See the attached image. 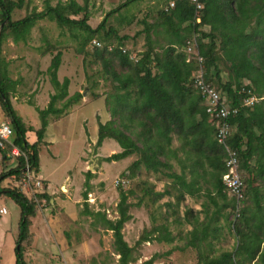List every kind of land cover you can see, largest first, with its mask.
<instances>
[{"label": "trees", "instance_id": "obj_1", "mask_svg": "<svg viewBox=\"0 0 264 264\" xmlns=\"http://www.w3.org/2000/svg\"><path fill=\"white\" fill-rule=\"evenodd\" d=\"M45 1L46 10L13 20V11L22 8L24 0H0L1 63H5L1 61V43L9 28L15 34L16 41L26 40L36 22L48 17L61 27L86 32V36L74 34L77 38L81 35L83 37L78 49L83 54L88 42L93 41L106 28L109 16L133 0L110 11L95 28L88 24L90 14L86 5L70 0L53 6L50 0ZM172 1L175 5L168 8ZM203 1L201 21L195 18L196 8L190 0L167 1L160 11V24L163 31L169 34V39L161 53H153L155 43L152 35L156 34V26L153 25L145 28L149 50L143 52L137 61L121 46L113 47L111 51L101 49L102 46H93L95 54L102 59L107 79L111 78L115 82L114 95L109 96L111 101L108 102L112 118L103 122L98 116V140L95 147L102 146L109 139L119 143L122 150L105 157L107 161L138 155L129 165V173L123 179L127 180L145 167L146 170L163 172L173 178L174 186L182 193L181 197L178 195V201L185 194L198 199L206 198L202 202L204 218L201 219L199 214L188 217L192 219L190 222L193 228L186 246L198 249L209 239L219 240L223 229L218 224L222 218L226 223L229 221L230 227L232 224V230L238 238L235 251H225L219 256H211L203 251L200 253L202 264H264V0ZM80 14L83 17L76 18ZM112 32L115 30L110 27L105 36L109 37ZM193 38L197 39L199 54L203 57L200 65L197 59L187 61V54L180 53L178 49L185 48ZM62 63L63 52L59 50L47 69L55 92L51 94L48 106L39 111L41 126L38 129L27 125L16 113L9 92L3 81H0V102L5 117L11 120L14 128L12 141L27 153L35 174L40 171V148L47 144L45 136L53 120L51 116L59 120L73 106L79 105L84 97L80 90L70 95L71 79L59 78ZM201 67L205 81L224 95V100L233 111L227 118L233 131L225 143L218 139V118L208 111L206 100L195 84L194 76ZM5 71V64H0V73ZM93 94L95 98L99 96ZM251 97L256 99L246 103ZM30 131L36 133L35 142L28 139ZM174 135L182 142L181 150L189 156L190 161L189 164L183 162L181 174L174 171L169 161L177 157V149L172 148ZM227 145L236 152L238 170L247 174L243 177V195L239 198L229 192L223 181L229 170L227 161L230 151ZM4 159H1V165L7 164ZM16 160L15 166L0 173V196L12 197L21 208L14 264H28L24 257V243L33 234L32 218L37 213V204L20 187L7 188L2 185L5 179L13 177L16 183H21L26 159L20 156ZM187 168L191 169L190 180L186 178ZM93 174L91 170L87 172L88 186ZM202 182L209 187H204ZM88 189L83 193L85 199ZM133 193L131 189H121L117 219H110L105 213H97L104 226L114 232V245L120 254L121 264H136L133 263L134 249L123 233L125 224L132 219L128 199ZM170 193L172 190L166 189L158 192L157 197ZM38 196L51 203L47 191ZM229 209L236 215L235 220L230 221L227 214ZM155 232H159L154 237L158 241L171 243L175 239L167 228L155 227L145 231L139 242L148 240L149 234ZM142 264H153V259Z\"/></svg>", "mask_w": 264, "mask_h": 264}, {"label": "rangeland", "instance_id": "obj_2", "mask_svg": "<svg viewBox=\"0 0 264 264\" xmlns=\"http://www.w3.org/2000/svg\"><path fill=\"white\" fill-rule=\"evenodd\" d=\"M69 1L50 0V3L56 6ZM75 1L88 7V24L95 28L110 11L128 0ZM167 1H130L128 6L109 16L106 28L94 38L102 42L101 49L111 51L113 47L121 46L137 61L143 52L149 50L145 28L153 25L156 26V34L152 35L155 43L153 53H161L167 47L169 39V34L163 31L160 24V11ZM46 8L45 0H24L23 7L13 11L12 19H21ZM79 17H83V14L76 16ZM110 27L115 32L106 37L105 33ZM75 33L87 35L82 30L72 31L68 27H61L56 21L46 17L36 22L26 40L16 41L15 34L9 28L1 43V61L5 63L0 64H5L6 71L0 73V81H3L9 92L12 107L27 125L37 129L41 126L39 111L48 106L50 93L55 92L47 69L59 50L63 52L64 64L60 71L61 79L69 77L71 91L80 90L86 96V100L79 102L82 109L71 112L67 118L63 115L61 119L54 120L55 117L51 116L53 121L46 134L49 143L40 148L39 177L45 179L44 183H48V193L53 196L58 194L61 202L63 198L68 199L70 189L73 195L77 193L76 207L67 210L60 205L53 206L46 198L34 194L33 189L28 191L22 182L16 183L14 177L2 182L7 188L20 187L37 204V213L32 220L33 234L24 243V257L28 264H121L120 254L114 245V232L104 226L101 216L97 214L105 213L113 220L119 217L121 189L134 191L128 199L132 219L123 229L126 241L134 249L133 263L142 264L153 259V264H202L200 253L203 251L211 256H219L225 251L234 252L238 238L232 230V224L230 227L229 221L226 223L223 218L218 224L223 229L219 240L209 239L198 249L186 246L193 228L190 222L192 219L188 217L199 214L201 219L204 218L202 202L206 198L198 199L185 194L178 201V195L181 197L182 193L174 186L173 178L163 172H153L142 167L127 179L124 186L117 187L116 181L129 173L128 167L138 155L107 161L105 157L122 150L119 143L109 139L102 146L95 147L98 140V116L104 122L112 118L108 102L111 101L109 96L114 95L115 82L111 78L107 79L102 59L95 54L92 40L85 46L83 54L79 53L83 37L81 35L77 38ZM186 48L178 47L180 53H187ZM93 93L99 96L95 98ZM5 118L0 102V119ZM181 146L182 142L174 135L172 148L177 149V157L169 161L177 174L182 173L184 161L190 163L189 156L181 150ZM1 161L0 158V173L17 164V160L13 158L4 159L7 162L4 165H1ZM89 170L94 176L88 186L86 179ZM190 170L187 168L185 172L188 180L191 177ZM240 173L242 178L247 175L245 172ZM62 183H65L63 190ZM202 185L209 187L204 182ZM87 189L88 193L93 194L92 201L84 198L83 193ZM166 189H171L172 193L157 197L158 192ZM203 190L205 192V188ZM87 198L90 199L89 194ZM3 207L8 212H0V264H8L13 256L16 257L21 208L7 195L0 196V209ZM227 214L230 221L236 219L230 209ZM155 227L167 228L174 236V241H158L154 237L159 232H155L149 234L148 240L140 243L144 232Z\"/></svg>", "mask_w": 264, "mask_h": 264}, {"label": "built area", "instance_id": "obj_3", "mask_svg": "<svg viewBox=\"0 0 264 264\" xmlns=\"http://www.w3.org/2000/svg\"><path fill=\"white\" fill-rule=\"evenodd\" d=\"M193 5H195V18L201 21V11L204 8L203 0H190ZM175 2L170 3V7H173ZM167 8V9H168ZM93 46H101V42L94 39L92 41ZM187 51V61L197 59L199 65L203 62V57L199 54L197 39L193 38L188 41L186 46ZM195 84L200 88L202 96L206 100L208 111L214 114L218 118V128L219 134L218 139L220 142L225 143L228 136L232 133L233 127L227 122V118L233 112L230 106L227 105L224 100L222 93L211 86L210 83L206 82L204 79V71L201 67L194 76ZM256 97H251L246 100V103H251ZM14 134V128L10 119H0V158H13L24 156L26 159V165L24 168L23 178L21 180L22 184L28 188V191L34 192V194H42L45 192L44 180L35 174V168L30 164L27 153L15 145L12 141V136ZM230 158L227 161L228 172L224 175L223 181L225 186L228 188L229 192L235 194L239 197L243 195L244 183L240 171L238 170V158L236 152L230 149ZM128 180L121 179L116 181V185L126 184ZM36 190V192H35ZM1 213H7V208L3 207L0 209Z\"/></svg>", "mask_w": 264, "mask_h": 264}, {"label": "crops", "instance_id": "obj_4", "mask_svg": "<svg viewBox=\"0 0 264 264\" xmlns=\"http://www.w3.org/2000/svg\"><path fill=\"white\" fill-rule=\"evenodd\" d=\"M64 66V64H62V66H61V68H60V70H59V78L61 79V73H60V71H61V69H62V67ZM62 80V79H61ZM69 91H70V95H72V94H74L75 93V91H71V88L69 89ZM77 91V90H76ZM83 92V91H82ZM51 93H54V92H51ZM51 93H50V95H51ZM83 94H84V97H83V100L82 101H84V100H86V96H85V92H83ZM49 103V102H48ZM80 105H75V106H73L71 109H70V111L68 112H66L64 115V117H68V115H70V113L71 112H73V111H75V110H78V109H82V107H79ZM74 107L76 108V109H74ZM79 107V108H78ZM100 116V115H99ZM63 117V116H62ZM61 117V118H62ZM101 117V116H100ZM60 118V119H61ZM102 119V118H101ZM53 120H51L50 122H52ZM103 121V120H102ZM104 122V121H103ZM50 126V123H49V125H48V127ZM47 130H48V128H47ZM46 134H47V132H46ZM28 139H29V141L30 142H35L36 140H37V136H36V133L34 132V131H30V132H28ZM30 135H32V138H30ZM45 139H46V136H45ZM47 141V143H49V141L48 140H46ZM39 173H40V171H39ZM38 173V175H40ZM41 176V175H40ZM43 179V178H42ZM43 180H45V179H43ZM45 184V191H47V192H49V186H48V183H44ZM65 185V183H62L61 184V189L63 190V188L65 187L64 186ZM65 191V190H64ZM66 192V191H65ZM67 192H68V190H67ZM69 192H70V194L67 196V198L68 199H62V201L60 202L59 201V197L60 196H53V194L52 193H49L50 194V202L52 203V205L53 206H56V205H60V206H63L64 208H67V210L68 209H72V208H74V207H76V205H75V201H77V199H78V197H77V193H75L74 195L72 194V191L69 189ZM89 194V196H90V199H86L87 201L88 200H93L92 199V197H93V194L92 193H88ZM71 211V210H70ZM34 218H32V220H33ZM45 243H47V242H45ZM15 261H16V257L14 258V256H13V258L8 262V264H14L15 263Z\"/></svg>", "mask_w": 264, "mask_h": 264}]
</instances>
